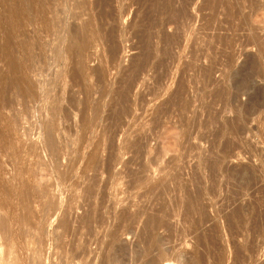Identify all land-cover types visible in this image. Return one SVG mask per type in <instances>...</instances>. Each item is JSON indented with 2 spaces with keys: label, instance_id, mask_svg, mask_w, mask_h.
Listing matches in <instances>:
<instances>
[{
  "label": "rangeland",
  "instance_id": "rangeland-1",
  "mask_svg": "<svg viewBox=\"0 0 264 264\" xmlns=\"http://www.w3.org/2000/svg\"><path fill=\"white\" fill-rule=\"evenodd\" d=\"M48 1L0 0V264H264V0H56L59 64Z\"/></svg>",
  "mask_w": 264,
  "mask_h": 264
},
{
  "label": "bare ground",
  "instance_id": "bare-ground-1",
  "mask_svg": "<svg viewBox=\"0 0 264 264\" xmlns=\"http://www.w3.org/2000/svg\"><path fill=\"white\" fill-rule=\"evenodd\" d=\"M55 1L56 0H49L48 1V5L51 7V8H49V16H50V21H49V25H48V27H49V29L51 30V28H56L55 29V33H56V30L57 29H59L58 31H60V34L61 33H63L64 35H66V38H67V43H63L64 41L63 40H57L58 42H60V41H63L62 43L65 45V44H67V46L66 47H64V48H62V49H60L61 48V46H60V48H58V51H57V53H54V54H56L55 56L57 57V62H58V60L60 61V60H64L65 59V57H68L69 56V54H73V55H76L79 51H80V49H79V46H78V43H79V40H80V38H81V34H80V31H78L75 27H71V29H65V28H63L64 27V24H63V20H62V18H61V16H60V8L62 7L61 5H63V4H60V6L61 7H59V5L56 7V8H54L55 6ZM58 1V0H57ZM56 1V3H58ZM60 1H62V0H60ZM68 1V0H67ZM71 1V0H70ZM74 1V0H73ZM76 1V0H75ZM74 1V2H75ZM82 1H84V0H82ZM63 2V1H62ZM74 2H72V3H74ZM69 3H71V2H69ZM65 5H66V3H65ZM63 7H64V5H63ZM62 7V8H63ZM51 10V11H50ZM61 18V19H60ZM65 29V30H64ZM53 30V29H52ZM54 31V30H53ZM57 31V32H58ZM58 34V33H57ZM63 34H61V36L63 35ZM58 36V35H57ZM60 35H59V39H62V37H64V36H62L61 37ZM57 42V43H58ZM61 43V44H62ZM60 44V43H59ZM60 44V45H61ZM56 46H58V45H56ZM54 48H56L55 46L53 47V49ZM57 49V48H56ZM54 51V50H53ZM55 51V52H56ZM52 52V51H51ZM52 53V54H53ZM52 58H53V56H52ZM54 59V58H53ZM56 60V59H55ZM53 62H55L54 60H53ZM58 64H59V62H58ZM57 63H56V65H58ZM58 110H60L59 108H56L55 109V112L56 113H58ZM95 216H96V211L93 209V208H90L89 210H87L86 211V214L84 215V217L82 218V219H80V224H87V223H89L90 221H92V220H94L95 219ZM73 259H68L66 262H71ZM155 264H182L179 260H177L175 263H172L171 262V260L170 259H168V258H163V259H161V261H159L158 263H155Z\"/></svg>",
  "mask_w": 264,
  "mask_h": 264
}]
</instances>
